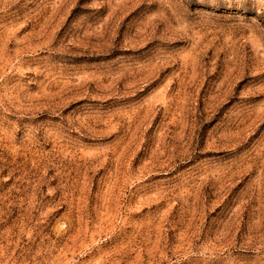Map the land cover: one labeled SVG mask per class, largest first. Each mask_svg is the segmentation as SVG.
Masks as SVG:
<instances>
[{"label": "rangeland", "instance_id": "rangeland-1", "mask_svg": "<svg viewBox=\"0 0 264 264\" xmlns=\"http://www.w3.org/2000/svg\"><path fill=\"white\" fill-rule=\"evenodd\" d=\"M0 264H264V0H0Z\"/></svg>", "mask_w": 264, "mask_h": 264}]
</instances>
